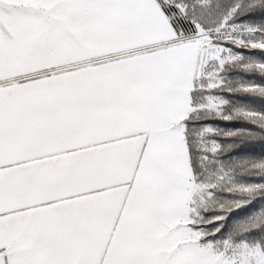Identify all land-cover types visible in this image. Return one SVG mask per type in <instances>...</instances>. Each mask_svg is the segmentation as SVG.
Instances as JSON below:
<instances>
[{"label": "snow or ice", "instance_id": "6c2138e0", "mask_svg": "<svg viewBox=\"0 0 264 264\" xmlns=\"http://www.w3.org/2000/svg\"><path fill=\"white\" fill-rule=\"evenodd\" d=\"M0 264H264V0H0Z\"/></svg>", "mask_w": 264, "mask_h": 264}, {"label": "trees", "instance_id": "16d2710c", "mask_svg": "<svg viewBox=\"0 0 264 264\" xmlns=\"http://www.w3.org/2000/svg\"><path fill=\"white\" fill-rule=\"evenodd\" d=\"M220 127H229L230 125H225L223 123H220L219 124ZM255 179H258V178H255ZM256 209H259L260 208V204L257 203L255 206H254ZM241 215H243V213H240Z\"/></svg>", "mask_w": 264, "mask_h": 264}]
</instances>
